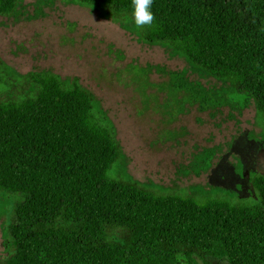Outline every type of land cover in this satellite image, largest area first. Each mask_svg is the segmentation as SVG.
<instances>
[{
  "label": "trees",
  "instance_id": "trees-1",
  "mask_svg": "<svg viewBox=\"0 0 264 264\" xmlns=\"http://www.w3.org/2000/svg\"><path fill=\"white\" fill-rule=\"evenodd\" d=\"M23 1L0 0V15L16 16ZM66 1L171 49L264 118V0H153L142 29L131 0ZM168 73L202 108L226 99L184 70ZM124 162L113 122L77 77L19 74L0 57V193L22 197L5 227L16 246L0 264H264V174L248 173L253 204L199 203L156 193ZM116 164L119 181L109 177Z\"/></svg>",
  "mask_w": 264,
  "mask_h": 264
},
{
  "label": "rangeland",
  "instance_id": "rangeland-1",
  "mask_svg": "<svg viewBox=\"0 0 264 264\" xmlns=\"http://www.w3.org/2000/svg\"><path fill=\"white\" fill-rule=\"evenodd\" d=\"M0 57L19 74L77 77L113 122L125 172L156 193L199 203L257 202L247 178L250 171L264 174V118L253 101L226 94L227 85L171 49L141 42L92 8L66 0H24L16 16L0 15ZM182 70L187 81L225 95L223 104L202 108L188 99V90L176 91L168 72ZM206 153L209 165L202 162ZM109 177L124 178L118 164ZM21 199L19 193L0 195L1 261L16 246L14 239L6 241L5 227Z\"/></svg>",
  "mask_w": 264,
  "mask_h": 264
},
{
  "label": "clouds",
  "instance_id": "clouds-1",
  "mask_svg": "<svg viewBox=\"0 0 264 264\" xmlns=\"http://www.w3.org/2000/svg\"><path fill=\"white\" fill-rule=\"evenodd\" d=\"M131 3V22L134 23L137 29H142L145 26L150 27L155 20V16L151 11L153 0H131Z\"/></svg>",
  "mask_w": 264,
  "mask_h": 264
}]
</instances>
